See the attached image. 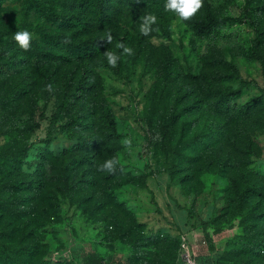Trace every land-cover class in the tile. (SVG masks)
<instances>
[{
	"label": "rangeland",
	"instance_id": "obj_1",
	"mask_svg": "<svg viewBox=\"0 0 264 264\" xmlns=\"http://www.w3.org/2000/svg\"><path fill=\"white\" fill-rule=\"evenodd\" d=\"M167 3L35 0L27 17L26 0H0V264H186L188 247L198 264H264V74L251 57L264 0H206L187 20ZM198 20H212L208 35ZM63 33L111 34L134 54L77 68L60 60ZM58 64L74 76L68 102ZM221 88L237 93L230 116L211 108Z\"/></svg>",
	"mask_w": 264,
	"mask_h": 264
},
{
	"label": "trees",
	"instance_id": "obj_2",
	"mask_svg": "<svg viewBox=\"0 0 264 264\" xmlns=\"http://www.w3.org/2000/svg\"><path fill=\"white\" fill-rule=\"evenodd\" d=\"M206 0H203L205 3ZM35 0H26L25 14L28 17L30 15V9L34 7ZM211 21V22H210ZM208 23H205L203 20H198L197 27L199 28V32L203 35H208L214 26L212 20ZM106 38L97 36L90 37L87 34H84L79 40L76 39L75 34L63 33L60 37V60L62 63L67 61L70 64H75L77 68L86 69L91 58H99L100 54L103 52V58L105 57L106 50H114L117 47L116 42L106 43ZM262 45V38L260 31L255 32V39L253 44V49L251 51V57L253 59L259 60L263 66V74H264V52H260L259 49ZM69 55V56H68ZM58 73L60 74V79L63 80L64 84L62 87L65 88L63 92V98L65 102H68L71 98L70 94L67 91H71L73 89V75H70L68 72V68L64 67L63 64L57 65ZM76 93V92H74ZM237 93L227 89L221 88L218 90H214L210 94V104L211 108L219 115H232L234 110L230 106V100L235 97ZM87 96V94L85 95ZM258 104V98L252 99L244 104L243 111L245 113H249L252 111ZM102 116L104 122L108 127H113V117L111 108L107 105H103L100 108L99 116ZM179 113L172 112L170 114H163L161 117V122L159 124V133L161 137V142L165 146L167 142L170 140L171 135L174 131L176 124L179 122ZM101 145V144H100ZM91 181V180H90ZM250 188V187H248ZM220 229H216L215 233H219ZM208 241H211L209 234H207ZM5 249L6 247L3 244H0V248ZM102 258L97 256L96 254H91L84 260L83 264H101Z\"/></svg>",
	"mask_w": 264,
	"mask_h": 264
},
{
	"label": "clouds",
	"instance_id": "obj_3",
	"mask_svg": "<svg viewBox=\"0 0 264 264\" xmlns=\"http://www.w3.org/2000/svg\"><path fill=\"white\" fill-rule=\"evenodd\" d=\"M203 0H168V3L165 6L166 11H175L180 18L182 19H190L195 13L202 7ZM142 23L140 25V32L144 35L149 34L152 31L151 25L155 23V16L149 14L148 16H144L141 18ZM15 41L20 45L22 49L25 51L29 50L30 43L32 36L29 31H18L14 35ZM112 40L111 34L107 36L106 43H110ZM118 48H122L124 54L126 55H133V49L131 47H126L122 42L117 45ZM105 56L108 60L109 65L112 67L117 66V61L119 60V56L110 51H105ZM45 91L53 92V87L49 83L45 86ZM122 143L128 147L131 148L132 146V140L131 138H126L122 141ZM119 163L118 160L115 158L106 160L102 165L99 166V170L104 171L107 170L109 172L113 171L116 167V165Z\"/></svg>",
	"mask_w": 264,
	"mask_h": 264
},
{
	"label": "built area",
	"instance_id": "obj_4",
	"mask_svg": "<svg viewBox=\"0 0 264 264\" xmlns=\"http://www.w3.org/2000/svg\"><path fill=\"white\" fill-rule=\"evenodd\" d=\"M184 255L186 257V264H198L195 258H193V255L190 252L189 247L185 249Z\"/></svg>",
	"mask_w": 264,
	"mask_h": 264
}]
</instances>
